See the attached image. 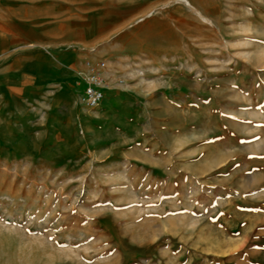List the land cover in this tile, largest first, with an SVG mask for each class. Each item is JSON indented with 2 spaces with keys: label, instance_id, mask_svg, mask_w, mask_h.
<instances>
[{
  "label": "rangeland",
  "instance_id": "rangeland-1",
  "mask_svg": "<svg viewBox=\"0 0 264 264\" xmlns=\"http://www.w3.org/2000/svg\"><path fill=\"white\" fill-rule=\"evenodd\" d=\"M190 2L0 0V264H264V0Z\"/></svg>",
  "mask_w": 264,
  "mask_h": 264
},
{
  "label": "built area",
  "instance_id": "built-area-1",
  "mask_svg": "<svg viewBox=\"0 0 264 264\" xmlns=\"http://www.w3.org/2000/svg\"><path fill=\"white\" fill-rule=\"evenodd\" d=\"M86 71L81 74L83 84L82 100L90 110H97L103 104L110 87V70L105 61L86 62Z\"/></svg>",
  "mask_w": 264,
  "mask_h": 264
},
{
  "label": "bare ground",
  "instance_id": "bare-ground-1",
  "mask_svg": "<svg viewBox=\"0 0 264 264\" xmlns=\"http://www.w3.org/2000/svg\"><path fill=\"white\" fill-rule=\"evenodd\" d=\"M177 2L179 3H183V4H185L186 6H188L189 8H191V10L192 11H194L195 13H197L198 14V16L204 21V22H207V23H211V21L208 19V18H206L205 16H204V14L203 13H201V12H199L193 5H192V3L190 2V0H177ZM247 31H252V27H248L247 28ZM37 260V259H36Z\"/></svg>",
  "mask_w": 264,
  "mask_h": 264
},
{
  "label": "crops",
  "instance_id": "crops-1",
  "mask_svg": "<svg viewBox=\"0 0 264 264\" xmlns=\"http://www.w3.org/2000/svg\"><path fill=\"white\" fill-rule=\"evenodd\" d=\"M87 62V61H86ZM86 62H85V64H84V71L83 72H85L86 71V67H85V65H86ZM107 93H108V90L106 91V95H107ZM106 95H105V97H106ZM104 102V101H103ZM102 106V105H101ZM101 108V107H100ZM99 108V109H100Z\"/></svg>",
  "mask_w": 264,
  "mask_h": 264
}]
</instances>
